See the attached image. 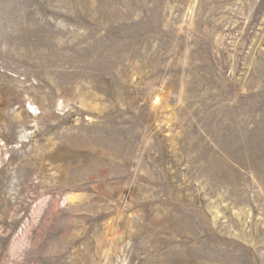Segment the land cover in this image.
Listing matches in <instances>:
<instances>
[{
  "label": "rangeland",
  "instance_id": "374dc122",
  "mask_svg": "<svg viewBox=\"0 0 264 264\" xmlns=\"http://www.w3.org/2000/svg\"><path fill=\"white\" fill-rule=\"evenodd\" d=\"M0 264H264V0H0Z\"/></svg>",
  "mask_w": 264,
  "mask_h": 264
}]
</instances>
